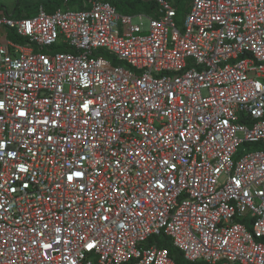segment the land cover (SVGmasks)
<instances>
[{"label":"built area","instance_id":"obj_1","mask_svg":"<svg viewBox=\"0 0 264 264\" xmlns=\"http://www.w3.org/2000/svg\"><path fill=\"white\" fill-rule=\"evenodd\" d=\"M79 1L0 12V264H264V0Z\"/></svg>","mask_w":264,"mask_h":264},{"label":"trees","instance_id":"obj_2","mask_svg":"<svg viewBox=\"0 0 264 264\" xmlns=\"http://www.w3.org/2000/svg\"><path fill=\"white\" fill-rule=\"evenodd\" d=\"M73 1H76L75 3H73ZM110 3L117 9V11L120 14H124V15H136L139 13H147V14H153V12H155L156 9V4L153 1H145V0H109ZM185 0H173V5L175 6V8H177V22H180V18H181V14L183 13L185 15V13L188 10L189 5L184 4ZM44 4H39L40 6H38L36 8V10L39 9V7L43 6L44 9L49 12L52 13L54 12L56 9H62V8H66L67 5L70 4H65L64 5V0H61L59 2H43ZM71 5L73 8L75 9H80L82 7V4L79 0H72L70 1ZM15 15H17V17H22V12L21 10H14ZM27 16H31V15H27ZM255 148H260L259 145H252ZM162 247L166 248L170 254V256L174 259L175 264H191L189 262H187L184 257L183 254L177 250L173 244L170 242L169 239H165L162 242Z\"/></svg>","mask_w":264,"mask_h":264},{"label":"rangeland","instance_id":"obj_3","mask_svg":"<svg viewBox=\"0 0 264 264\" xmlns=\"http://www.w3.org/2000/svg\"><path fill=\"white\" fill-rule=\"evenodd\" d=\"M59 2L61 0H0V12H8L9 14L12 13L14 10H21L22 12V16H27L28 14L29 15H35L37 10L36 8L38 6H40L39 4H44L43 2ZM70 1L72 0H69L68 1V4L71 5ZM177 1V0H175ZM76 1H73V3H75ZM191 2V0H185L184 1V4L186 5H189ZM65 0H64V5L63 7L65 6ZM70 5H67L70 6ZM71 10H74V8L72 6H70ZM17 16V15H16ZM181 18H180V22L183 21L184 19V14L182 13L181 15ZM143 23L145 24V28L147 29L148 27V20L145 18L143 20ZM243 149H246L248 151H255V150H258L259 148H255L254 146L252 145H247V146H244Z\"/></svg>","mask_w":264,"mask_h":264},{"label":"crops","instance_id":"obj_4","mask_svg":"<svg viewBox=\"0 0 264 264\" xmlns=\"http://www.w3.org/2000/svg\"><path fill=\"white\" fill-rule=\"evenodd\" d=\"M14 12V11H13ZM5 34H6V31L5 30H3V29H1L0 30V36H5ZM13 38V37H12Z\"/></svg>","mask_w":264,"mask_h":264}]
</instances>
